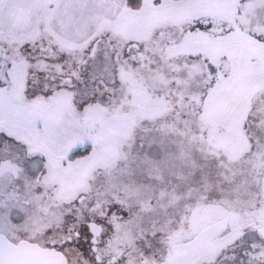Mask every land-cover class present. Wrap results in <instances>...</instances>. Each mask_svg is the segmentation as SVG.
<instances>
[{
    "label": "snow or ice",
    "instance_id": "6c2138e0",
    "mask_svg": "<svg viewBox=\"0 0 264 264\" xmlns=\"http://www.w3.org/2000/svg\"><path fill=\"white\" fill-rule=\"evenodd\" d=\"M0 264H264V0H0Z\"/></svg>",
    "mask_w": 264,
    "mask_h": 264
}]
</instances>
